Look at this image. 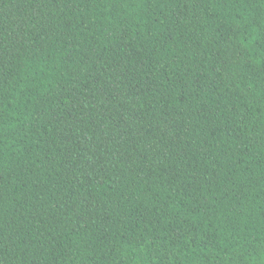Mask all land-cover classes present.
<instances>
[{
    "label": "trees",
    "instance_id": "obj_1",
    "mask_svg": "<svg viewBox=\"0 0 264 264\" xmlns=\"http://www.w3.org/2000/svg\"><path fill=\"white\" fill-rule=\"evenodd\" d=\"M0 264H264V0H0Z\"/></svg>",
    "mask_w": 264,
    "mask_h": 264
}]
</instances>
